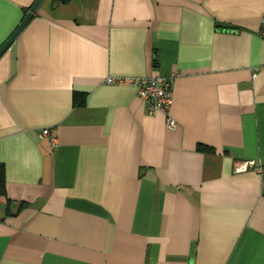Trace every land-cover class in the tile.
<instances>
[{
  "label": "crops",
  "instance_id": "0c3cea01",
  "mask_svg": "<svg viewBox=\"0 0 264 264\" xmlns=\"http://www.w3.org/2000/svg\"><path fill=\"white\" fill-rule=\"evenodd\" d=\"M34 2L0 0V47ZM262 17L264 0H42L0 57V264H264ZM171 75L173 129L105 82Z\"/></svg>",
  "mask_w": 264,
  "mask_h": 264
},
{
  "label": "built area",
  "instance_id": "2783aa9c",
  "mask_svg": "<svg viewBox=\"0 0 264 264\" xmlns=\"http://www.w3.org/2000/svg\"><path fill=\"white\" fill-rule=\"evenodd\" d=\"M259 36L264 39V17L260 21L258 27ZM173 75L163 77H150V76H132V77H113L109 76L106 79L107 84L126 83L133 88L137 97L146 101L147 111L149 114L161 112L165 115L166 125L169 128H175L176 122L169 114L172 104L173 92L171 83ZM41 136L48 137L52 145H56V137L50 132L48 128L41 129ZM253 162H236L234 165V172L239 173L247 170L249 167L254 166ZM259 168V167H257Z\"/></svg>",
  "mask_w": 264,
  "mask_h": 264
},
{
  "label": "trees",
  "instance_id": "16d2710c",
  "mask_svg": "<svg viewBox=\"0 0 264 264\" xmlns=\"http://www.w3.org/2000/svg\"><path fill=\"white\" fill-rule=\"evenodd\" d=\"M59 2H65L66 0H57ZM156 64V61H155ZM85 102V94L81 92L74 91L72 95V104L73 106H81ZM196 149L201 152H209L213 151V148L209 145L198 143ZM6 195V187H5V172L4 166L0 163V196Z\"/></svg>",
  "mask_w": 264,
  "mask_h": 264
},
{
  "label": "water",
  "instance_id": "95a60500",
  "mask_svg": "<svg viewBox=\"0 0 264 264\" xmlns=\"http://www.w3.org/2000/svg\"><path fill=\"white\" fill-rule=\"evenodd\" d=\"M41 2H42V0H35L33 5L30 7L28 12L23 17L21 23L18 25V27L15 29V31L10 35V37L0 47V57L9 48V46L14 42V40L17 38V36L20 34V32L24 29V27L27 25V23L31 20V18L33 17L34 13L36 12V10L39 7Z\"/></svg>",
  "mask_w": 264,
  "mask_h": 264
}]
</instances>
